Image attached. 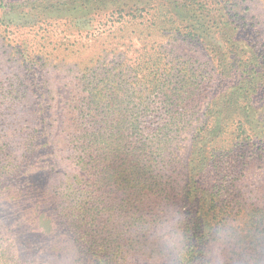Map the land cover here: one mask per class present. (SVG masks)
I'll list each match as a JSON object with an SVG mask.
<instances>
[{
    "label": "trees",
    "instance_id": "1",
    "mask_svg": "<svg viewBox=\"0 0 264 264\" xmlns=\"http://www.w3.org/2000/svg\"><path fill=\"white\" fill-rule=\"evenodd\" d=\"M263 29L264 0H0V264H166L163 206L187 264L226 221L223 264H264Z\"/></svg>",
    "mask_w": 264,
    "mask_h": 264
},
{
    "label": "clouds",
    "instance_id": "2",
    "mask_svg": "<svg viewBox=\"0 0 264 264\" xmlns=\"http://www.w3.org/2000/svg\"><path fill=\"white\" fill-rule=\"evenodd\" d=\"M182 213L172 206L159 209L158 218L145 219L139 223L152 231L159 249L160 258L166 264H187L189 249L187 238L181 227ZM239 230L235 224L226 221L212 229L210 264H223L222 250L235 244Z\"/></svg>",
    "mask_w": 264,
    "mask_h": 264
},
{
    "label": "rangeland",
    "instance_id": "3",
    "mask_svg": "<svg viewBox=\"0 0 264 264\" xmlns=\"http://www.w3.org/2000/svg\"><path fill=\"white\" fill-rule=\"evenodd\" d=\"M262 31L264 32V29ZM177 50L179 53L184 54V55H188V57L192 58L193 60H197L201 63L210 62V57L208 56V54L203 49L200 48V46H196L191 50H189V49L187 50L185 47L181 46V47H178ZM66 98H67L66 90L60 89L59 93L57 95V100L55 102L58 117L62 116V113L64 112L63 109H64ZM27 114H28V111L24 108L21 111L20 116L24 117ZM191 134H192V127H189L188 130L186 132H184L183 135H185V139L182 140V142L180 143L179 148L177 149V152H176L177 157L181 159L182 163H185L187 161V158H188L189 149H190ZM57 136H59V135H56V137ZM58 171H59V173H60V171H63V169H61V166L58 168L56 174L58 173ZM180 171H181V168H180ZM53 174H55V173H53ZM59 178H60L59 175H55V177H53L50 181L48 179H46L47 184L50 185V189L53 188L55 185H57L56 181ZM27 179L29 181V189H26V192L34 191V189H37L34 192H38V190H40L43 187L44 178L42 176L35 174L31 177H28ZM47 243H50V239L47 240ZM46 248H47L46 246H43L42 251L45 252ZM144 259L145 260H143L139 264H151V260H147L146 257H144ZM225 259H227V256L224 257V260Z\"/></svg>",
    "mask_w": 264,
    "mask_h": 264
}]
</instances>
